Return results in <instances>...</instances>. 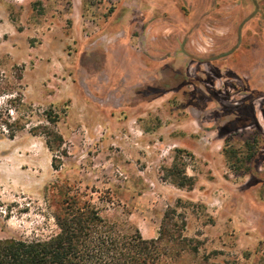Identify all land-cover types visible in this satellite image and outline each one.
I'll list each match as a JSON object with an SVG mask.
<instances>
[{
	"label": "rangeland",
	"instance_id": "1",
	"mask_svg": "<svg viewBox=\"0 0 264 264\" xmlns=\"http://www.w3.org/2000/svg\"><path fill=\"white\" fill-rule=\"evenodd\" d=\"M0 77V123H26L0 127V239L49 236L82 194L144 239L175 210L208 264H264V0H0Z\"/></svg>",
	"mask_w": 264,
	"mask_h": 264
},
{
	"label": "trees",
	"instance_id": "2",
	"mask_svg": "<svg viewBox=\"0 0 264 264\" xmlns=\"http://www.w3.org/2000/svg\"><path fill=\"white\" fill-rule=\"evenodd\" d=\"M21 79V73L17 74L18 87ZM9 89L0 87V96ZM9 93H15V100L21 103L19 88ZM46 117L50 123L58 121L50 112ZM25 126V122L18 121L0 123L10 138ZM31 132L44 137L50 150L62 144L55 129L39 125L31 128ZM164 172V179L172 180L178 188L192 184L184 172V164L176 159ZM58 203L51 212L55 230L49 236L0 239V264H208L210 257L199 256V243L183 234L184 222L176 220L175 210L164 213L155 238L144 239L137 229L127 232L106 220L85 195L66 193Z\"/></svg>",
	"mask_w": 264,
	"mask_h": 264
},
{
	"label": "flooded vegetation",
	"instance_id": "3",
	"mask_svg": "<svg viewBox=\"0 0 264 264\" xmlns=\"http://www.w3.org/2000/svg\"><path fill=\"white\" fill-rule=\"evenodd\" d=\"M203 28H205V27H202V29ZM209 29V30H208ZM212 29H210V28H205L204 30H203V35H202V33H201V35H200V38L199 39H197L195 42H196V45L194 44V49L195 50H198L197 49V47L198 46H201V47H205V48H208L210 45H208V43H206L205 42V40L206 39H212L211 38V36L214 34V35H216V32H214L213 33V31H211ZM210 36V37H209Z\"/></svg>",
	"mask_w": 264,
	"mask_h": 264
}]
</instances>
